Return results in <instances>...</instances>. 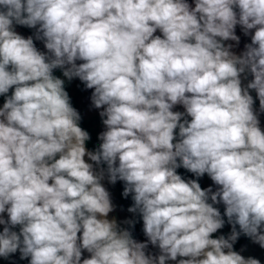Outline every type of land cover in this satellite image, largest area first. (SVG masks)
I'll use <instances>...</instances> for the list:
<instances>
[{
  "label": "clouds",
  "instance_id": "obj_1",
  "mask_svg": "<svg viewBox=\"0 0 264 264\" xmlns=\"http://www.w3.org/2000/svg\"><path fill=\"white\" fill-rule=\"evenodd\" d=\"M194 2L0 0V95L14 88L0 108V257L261 264L233 245L243 234L264 248V0ZM14 25L35 29L47 51ZM237 25L245 35L255 30L239 56L224 44L239 43ZM54 69L94 89L106 127L95 152ZM248 73L254 79L243 85ZM178 104L185 112L172 110ZM180 167L207 174L216 190L186 181ZM105 172L110 183L124 182L146 241L108 218ZM221 203L223 215L214 207ZM224 217L231 233L212 238ZM149 244L159 253L147 252Z\"/></svg>",
  "mask_w": 264,
  "mask_h": 264
},
{
  "label": "rangeland",
  "instance_id": "obj_2",
  "mask_svg": "<svg viewBox=\"0 0 264 264\" xmlns=\"http://www.w3.org/2000/svg\"><path fill=\"white\" fill-rule=\"evenodd\" d=\"M187 2L190 4V6H192V7L195 6L194 0H187ZM254 31L255 30H250L249 35H245L243 30H242V27L240 25H237L235 28V34L240 37L239 43L237 44L235 41L228 40V41H224V44L225 45L231 44L232 45L231 51L235 55L239 56L245 51V45L251 43V35L254 34ZM155 35H162V34L159 32V30H157ZM46 51L47 50H45V52ZM82 62L83 61H77V64L82 63ZM241 79H242V84L246 85L249 81L254 79V77L250 73H248L247 79H244L243 75H242ZM83 85H84L83 82H81L79 80V78H73V88L75 90H77L76 93H78L80 91V89ZM92 90L93 89L84 88L82 95L78 99V107H76V111L81 115V117L84 120H91L95 117H100L99 113H100V111L103 110V109H96L92 106V102H91V95L93 92ZM249 92H250V95H252V97L254 99V104L258 105V108H254V109H256L258 111L259 110V100L257 98V94H256L255 90H249ZM3 104L4 103L0 100V108L3 107ZM173 109H174L173 111H176L177 109L183 110L184 108L182 105L178 104ZM259 120H260L261 129L264 130V113H261L259 115ZM105 130H106V127L104 125L100 128V133L105 131ZM175 131H177V129ZM100 133H99V135H100ZM176 139L178 141L179 136L176 135ZM100 143H101V141H100ZM85 148L87 151L92 152V151L88 150L87 147H85ZM85 161L88 163H93L94 169H96L97 171L99 170V168H102L101 165L96 166L95 163L93 161L89 160V158L87 156H85ZM200 182L204 186L205 189L208 187H212L213 191H215L217 188V186L213 183V181L210 179V177L207 174H205L203 177L200 178ZM101 183L105 187V189L109 192L110 199H111V202L113 204V211H111L108 214V218L109 219H115L120 228L126 229V226L128 224L125 223V221L132 219V217H131L132 213H130L128 211V209H123L121 207L119 201L117 200L118 189L116 188L115 184L108 183V181L106 180V175H105L104 179L101 181ZM216 206H218L219 208L224 210V205L222 203L217 204ZM3 215H4L5 219H7V213H4ZM0 229H3V225H0ZM237 231H239L238 225H237ZM220 232H221V230L219 229L216 233H213L212 238H218L219 236H221ZM230 233H231V225L228 224L226 233H224L222 235L227 237ZM242 235L243 234L240 235L238 240L242 239ZM145 240H147L146 236H145ZM236 242L233 245L234 251H236L237 253H239L240 255L245 257L246 259L248 257H253V258L259 259L261 261V264H264V248H261L259 246V244L253 243L252 240L250 239L249 241L243 243L240 248L238 247V249H236ZM225 251H227V250H225ZM86 258H90V253H88L86 250H82V260L86 259Z\"/></svg>",
  "mask_w": 264,
  "mask_h": 264
},
{
  "label": "trees",
  "instance_id": "obj_3",
  "mask_svg": "<svg viewBox=\"0 0 264 264\" xmlns=\"http://www.w3.org/2000/svg\"><path fill=\"white\" fill-rule=\"evenodd\" d=\"M236 10H238V9H236ZM16 26H18L19 28H21L24 31H27L29 33H35V29L28 28L26 26H21V25H16ZM13 91H14V88L10 89L7 94L0 95V100L4 103L6 100V97L11 96ZM66 92L68 93V95L70 97V103H71L72 107L76 110V107H77L76 98H77V96L73 95L70 89L67 90ZM79 116H80V119L78 121L79 127H81V129L86 131L90 137L88 140H86L85 145H86L87 149L91 150L92 152H95L99 148V145H100V142L98 139V134H99V128L98 127L100 125H103L102 118H98L95 120H84L80 114H79ZM176 133L178 135L179 129H177ZM101 166L106 170V168H107L106 164H101ZM179 175H181V177L183 179H185L186 181L187 180H197V182L200 184L201 188L205 189L204 186L200 182L201 177H196L195 174L189 172L188 170L184 169L183 167H181ZM116 185H117V189H118L117 199H118L121 207L123 209H129V207L132 206L133 201H132L131 195H129L127 198H125L122 195L123 189H124V182L117 180ZM209 203H211L210 200H209ZM214 207H216V206H214ZM220 212L223 215L224 211L220 210ZM224 219H225V223H226L225 226H228L227 218L224 217ZM133 220L135 221L134 226L128 224L126 226V229L130 230L133 238L135 240H137L138 239V233L140 232L141 227L143 225V221L138 214H133ZM2 230L3 229H0V231H2ZM13 230L19 232V226H17ZM248 239H249V237L242 235V239H239L236 242V249H238V247L241 245L242 240H248ZM29 259L21 260L20 259V253H19V251H17V253L10 255V257L8 259L0 257V264H29Z\"/></svg>",
  "mask_w": 264,
  "mask_h": 264
},
{
  "label": "crops",
  "instance_id": "obj_4",
  "mask_svg": "<svg viewBox=\"0 0 264 264\" xmlns=\"http://www.w3.org/2000/svg\"><path fill=\"white\" fill-rule=\"evenodd\" d=\"M45 47H44V45L41 47V52H45ZM84 88H85V85H83L82 87H81V89H80V91L78 92V93H76L77 92V90H75L74 88H73V79L71 80V87H70V90H71V92H72V94L73 95H76L77 96V98H76V103H77V107H78V99H79V97L82 95V93H83V90H84ZM92 91H94V89L92 90ZM172 110H174V109H172ZM176 110V109H175ZM176 111H180V110H176ZM98 118H101V117H95V118H93V119H91V120H95V119H98ZM188 118V120L190 121V119H191V117H187ZM102 126H104V125H100L98 128H99V133H100V128L102 127ZM178 129V128H177ZM176 132V131H175ZM176 135H177V133H175ZM178 136V135H177ZM98 139H99V134H98ZM99 142H100V140H99ZM176 141H174V143H175ZM85 143H86V141H85ZM85 147H86V145H85ZM89 150V149H88ZM91 151V150H90ZM102 167V166H101ZM103 168V167H102ZM105 175H106V180L108 181V183H110L109 182V180H108V177H107V173L105 172ZM115 185H116V183H115ZM116 188H117V185H116ZM118 196V195H117ZM118 200V199H117ZM214 206H216V205H214ZM217 208H219L218 206H216ZM219 209H221V208H219ZM221 210H223V209H221ZM224 211V210H223ZM132 219L131 220H133V214H132ZM221 230V235L222 234H224V233H226V230H227V226H224L223 228H221L220 229ZM250 240V238L248 239V240H242V243H241V245L239 246V248L242 246V244L243 243H245V242H247V241H249ZM137 241L138 242H144V241H146L145 240V235H144V233H143V225H142V227H141V230H140V232L138 233V239H137ZM147 252H149V253H153V254H158L159 253V249H158V247H155V246H152L151 244H149V246H148V249H147ZM91 255V254H90ZM178 259H180L179 257H178ZM167 264H176V262L175 261H168L167 262Z\"/></svg>",
  "mask_w": 264,
  "mask_h": 264
},
{
  "label": "built area",
  "instance_id": "obj_5",
  "mask_svg": "<svg viewBox=\"0 0 264 264\" xmlns=\"http://www.w3.org/2000/svg\"><path fill=\"white\" fill-rule=\"evenodd\" d=\"M14 30L20 34L21 36L27 38L29 36H32L33 39H34V44L35 46L37 47L38 50H41V47L43 46V41H40V40H36L35 39V36H34V33H29L27 31H24L23 29L19 28L18 26L14 25ZM53 75L64 80V88H65V91L69 90L70 87H71V81H69L66 77L63 76V72L61 69H54L53 70ZM254 108H258V105L254 104L253 106ZM184 108V107H183ZM179 112H185V109L183 110H180ZM187 118V117H185ZM179 162V161H178ZM180 170H181V167L178 168L176 171H177V174H180ZM226 225V223H225ZM224 225V226H225Z\"/></svg>",
  "mask_w": 264,
  "mask_h": 264
}]
</instances>
